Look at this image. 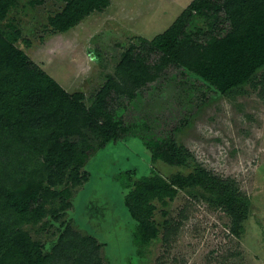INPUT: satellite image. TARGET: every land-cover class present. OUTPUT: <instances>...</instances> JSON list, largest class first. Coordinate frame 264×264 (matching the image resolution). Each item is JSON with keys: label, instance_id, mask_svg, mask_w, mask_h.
I'll list each match as a JSON object with an SVG mask.
<instances>
[{"label": "rangeland", "instance_id": "1", "mask_svg": "<svg viewBox=\"0 0 264 264\" xmlns=\"http://www.w3.org/2000/svg\"><path fill=\"white\" fill-rule=\"evenodd\" d=\"M191 1L108 0L73 28L57 31L48 17L67 0H14L0 19V51L7 44L22 50L65 92L84 94L82 101L89 105L107 76L118 80L116 66L123 53L162 32ZM193 18L187 31L193 25L217 35L229 29L228 20L216 26L202 15ZM128 87L132 95L120 96L114 114L125 128L119 138L99 144L81 129L86 148L79 172L88 180L72 189L66 180L56 187L71 189L70 207L58 220L48 213L42 230L40 223L21 229L43 253L54 248L63 229L92 236L101 245L102 264H264V65L231 96L178 62ZM168 145L174 149L172 162L153 157ZM23 147L16 143L5 153L7 170H18ZM197 168L215 176L213 189L178 188L171 197L147 193L153 226L148 232L155 231L138 254L133 242L137 222L125 206L127 193L144 179L168 184L174 175ZM217 187L242 198L241 214L248 211L239 235L218 205Z\"/></svg>", "mask_w": 264, "mask_h": 264}, {"label": "trees", "instance_id": "2", "mask_svg": "<svg viewBox=\"0 0 264 264\" xmlns=\"http://www.w3.org/2000/svg\"><path fill=\"white\" fill-rule=\"evenodd\" d=\"M13 2L0 0V19ZM107 5L108 0H67L60 12L48 17V23L57 31H67ZM197 15L211 19L216 26L228 20L229 29L217 35L193 25L194 30L187 31ZM189 57L194 58L189 61ZM169 62L184 64L220 93L235 95L264 65V0H192L162 32L142 38L138 46L123 53L116 66L118 80L107 76L89 105L82 101L84 94L65 92L22 50L7 44L0 51V162L6 165L0 166L4 180L0 184V264H102L98 257L101 245L92 236L63 229L54 248L43 253L39 242L21 226L40 223L42 230L48 213L53 220L62 217L71 205V189L88 180L86 173L79 172L86 148L81 129L86 128L99 144L119 138L125 131L114 120L120 96L132 95L129 84L150 80ZM16 143L24 145L22 163L16 164L18 170H7L11 166H7L5 153ZM173 152L168 145L153 157L172 162ZM216 181L215 176L197 168L174 175L168 184L155 177L144 179L128 192L124 202L137 222L133 242L138 254H143L155 231L148 232L153 226L147 193L156 190L171 197L178 188L211 190ZM63 182L71 189L57 190ZM36 185L38 190H33ZM217 191L218 205L231 216V230L239 235L238 227L248 212L238 211L242 198L236 199L223 188Z\"/></svg>", "mask_w": 264, "mask_h": 264}]
</instances>
